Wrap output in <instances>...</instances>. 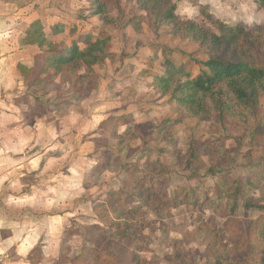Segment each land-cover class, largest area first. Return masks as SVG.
<instances>
[{
	"label": "rangeland",
	"instance_id": "rangeland-1",
	"mask_svg": "<svg viewBox=\"0 0 264 264\" xmlns=\"http://www.w3.org/2000/svg\"><path fill=\"white\" fill-rule=\"evenodd\" d=\"M253 1L237 0L234 5L230 4L229 12L226 7L199 8L198 11L211 21L239 23V19L234 20L235 16L254 10ZM255 3L259 10L254 12L257 20L263 15L264 6L261 0ZM116 4L117 1L109 0L110 14L120 20V25L91 30L92 22L79 18L84 16L85 10L81 0H0V114L10 109L12 116L8 119L14 116L10 132L17 130V137L3 134L2 125L6 122L0 116V141L6 139L12 146L0 144V264H96V256L98 264H129L125 259L131 261L135 255L137 261L130 264L139 261L171 264L177 254L185 264H215L223 259L220 256L224 246L229 254L237 253L234 258L239 264H261L257 255L262 253L260 247L264 240L260 234L264 235V231L258 230L255 224L262 213L256 208L248 214L244 209L234 214L228 210L215 214L212 210L187 205L168 206L160 195L152 199L151 208L137 214H142L140 222L135 220L137 228L148 237V241L143 242L147 251L141 252L131 241L118 244L104 239V231L109 229L108 225L115 224L119 213L136 204L138 199L151 195L156 184L170 196L179 193L182 199L185 197V191H180L182 188L214 189L210 192L212 198L223 194V178L249 179L258 163L264 161L262 147L252 143L248 127L240 126L231 134L232 138L225 141L226 155H219L213 162L211 153H218L219 147L215 145L225 137L221 126L213 125L207 118L187 119L171 126L169 136L175 141L173 149L168 148L169 136L161 143L154 139L145 142L149 136L146 125L178 117V111L166 104V100L157 115L144 116L139 124L141 118L136 121L128 117L132 107L126 110V102L121 101L123 95L116 96L114 88L119 85L121 90L136 77L150 78L163 72L167 60L192 74L199 73L198 66L192 62L207 60L208 54L199 46H196L197 52H192L193 45L168 37L165 32L159 39L154 38L152 27L137 24L146 14L143 10L136 15L132 28L129 23L134 3L123 0L119 6ZM36 19L51 23L47 34L56 25H64L63 32L49 38L56 43L66 42L72 46L74 41L88 45L100 39L110 40L108 45L117 59L95 67L99 74L97 89L82 92L78 90L81 84L58 94L52 85L44 88L42 83L24 84L18 66L37 68L41 57L48 54L46 48L40 50L23 43L26 31ZM238 25L252 29L250 23L231 26ZM142 46L148 47L143 49ZM163 46L175 51L171 55L163 53L162 59L157 57L156 62L152 61L151 54L156 52L157 55ZM263 51L257 55L262 67ZM60 80L59 77L57 83ZM134 86L139 90L136 83ZM64 89H68V85ZM158 99L154 97V101ZM117 111L119 120L127 121L128 132L112 138L107 128L101 126L115 117ZM255 121L263 130L264 100ZM138 124L143 126L138 129ZM19 125L22 130L16 129ZM195 142L199 144L196 146L201 149L205 164L192 175L184 168ZM153 163L159 165L151 167ZM128 164L132 166L131 174L137 170L157 172L161 179L153 181L145 176L142 184L149 185L148 191L136 193L134 197L126 193L116 195L112 201L111 194L126 191L124 166ZM248 196L264 204V189ZM253 229L258 230L256 234H252ZM84 247L92 251L82 258ZM253 247L255 253L251 256Z\"/></svg>",
	"mask_w": 264,
	"mask_h": 264
},
{
	"label": "trees",
	"instance_id": "trees-1",
	"mask_svg": "<svg viewBox=\"0 0 264 264\" xmlns=\"http://www.w3.org/2000/svg\"><path fill=\"white\" fill-rule=\"evenodd\" d=\"M86 1L89 6L84 10V13L87 12L90 17H97L102 26L120 25V20L110 14L109 0ZM114 1H117L116 6H119L123 0ZM127 1L134 3L129 23L131 27L135 24L138 12L143 10L146 14L140 20V24L139 21L137 24H146L152 27V33L156 39L161 37V30L166 28L168 35L193 45L192 47L195 49L192 52H197L196 46H199V49L208 54L207 60H194L193 62L189 56V60L199 68V73L196 75L186 70L185 67H178L167 60L165 70L150 77L155 95L160 99L169 98L178 111V117L168 118L157 125L154 123L146 125V128L149 129V136L145 142L148 143L154 139L161 143L165 137L169 136L171 126L181 124L187 119L207 118L213 125L221 126L225 137V140L217 141L218 145L211 144L219 147L218 153H211L213 162L217 161L219 155H226L225 141L232 138L231 134L237 131L240 126L248 127L252 143L261 146L263 154L264 129L262 130L260 124H256L255 120L264 100V67L260 65L257 58L258 53L264 49V24H253L250 26L252 29L248 30L243 25L231 26L217 19L211 21L202 13L195 20H184L176 15V5L172 0ZM261 5L264 6V0H261ZM63 31L64 25L58 24L50 34H47L46 26L41 20L33 22L25 33L23 43L28 47H37L40 50L46 48L48 54L41 57L37 68L30 69L25 64H21L18 66L19 71L27 86L42 83L45 88L47 85H52L55 89L57 88L56 92L60 94V92L71 91L83 84L78 90L89 93L99 86V74L95 72V67L102 66L104 62L113 61L116 57L108 45L110 40H97L94 43H89L84 49L79 47V41H74L72 46H68L66 42L50 41V36H55ZM159 51L171 55L175 50L172 47L163 46L159 48ZM200 57L199 55L198 58ZM156 59L157 57L154 56L153 61ZM59 77L61 80L60 83H57L56 80ZM66 85H68V89L65 90ZM119 122L121 120L111 117L103 123L101 128H107L109 136L117 138L120 137ZM142 126L143 124H138L137 128L140 129ZM168 138L167 143H170L168 148L173 149L175 141L171 139V136ZM196 145L199 144L197 142L192 144L191 147L195 146V148L190 149L186 160V169L184 168L192 175L205 164L200 155L201 149ZM142 158L143 156L140 155L139 159ZM155 165H159V163H153L151 167ZM131 167L130 164L124 166L127 177L123 185L126 191L111 194L112 201H115L116 195L126 193L128 196L134 197L136 193L148 191L149 185L142 184L145 176L153 178V181L161 179L157 172L150 174L137 170V173L131 174ZM222 181L223 194L218 193L212 198L210 192H214V189L196 186L182 188L180 191H185V197L182 199L179 198V193L170 196L168 191L156 184L151 195L145 199H138L136 204L121 211L115 224L108 225V230L104 229L103 237L106 241L114 240L116 243L131 241L141 252L147 251V245H143V242L148 241V237L142 233L141 229L137 228L135 220L140 222L139 218L142 214L138 216L137 214L145 208H151L152 199L158 198L160 195H163L168 206L172 205L176 208L187 205L203 211L212 210L215 214H219L223 210L234 214L241 209H244V212L248 214L253 208H256L262 213L261 218L256 220L255 224L258 230L264 231V204H259L255 197L248 196L250 193L264 189V161L258 163L256 169L250 173L249 179L245 180L243 177L237 180L223 178ZM244 196H247V199H244ZM109 202L111 204L110 200ZM98 229L103 230L102 227H98ZM251 232L256 234L254 229ZM260 237L264 240L263 234H260ZM83 250L80 255L82 258L87 252L92 251L85 247ZM260 250L262 253L258 252L257 257L262 262L261 264H264V244ZM254 253L255 247L252 248L251 256ZM236 254H229L224 246L223 254L220 256L223 259L215 264H239L237 258H234ZM136 257L137 255L133 256L131 261L129 258L125 260L129 264L130 262L134 263L137 261ZM180 257V254L174 256L171 264H185V261ZM95 259L94 262L98 264L99 258L96 256ZM138 264H142V261H139Z\"/></svg>",
	"mask_w": 264,
	"mask_h": 264
},
{
	"label": "crops",
	"instance_id": "crops-1",
	"mask_svg": "<svg viewBox=\"0 0 264 264\" xmlns=\"http://www.w3.org/2000/svg\"><path fill=\"white\" fill-rule=\"evenodd\" d=\"M172 1L176 5V15H178L180 18H182L184 20H195V19H197L200 16V13L198 11L199 8L226 7V8H228V12H229L230 11V4L234 5V2H236L237 0H172ZM81 2H82V4H84V6H83L84 9H87V7L89 6L88 2L86 0H81ZM221 2H223V5L221 4ZM253 5H255L254 10L248 11V12H242L241 14L235 16L236 18L234 20L239 19L240 20L239 23H228V24L235 25V24H249L250 23L251 25H253V24H262V23H264V11H263V15H261L256 20L255 19L256 17L254 16V12H259V10L257 8L255 0L253 1ZM211 8H209V9L211 10ZM217 17H218V15H217ZM79 18L83 19V20H90L92 22V24L94 25V26H92L90 28L91 30H96L97 27H100V28L103 27L97 17H90V16H88L87 12L84 13V16L80 15ZM36 20H40V19H36ZM42 22L46 26V31H47V29L51 30L50 29L51 23H45V21H42ZM90 29H87V30H90ZM163 33L166 36L170 37V35H168L166 33V28H163L161 30V34L162 35H163ZM86 40H89V37H87ZM151 43L155 44V41H152ZM155 45H160V44H155ZM82 46H84V48H85L87 45H80V48H82ZM144 46H142V48L143 49H147L148 46L147 47H144ZM31 48H33V47H31ZM191 48L195 49V47H191ZM154 56L159 57V58L162 59L164 57V54L161 51H159V53L157 55H156V52L152 53L151 54V60L152 61H153V57ZM146 58L147 59L150 58L149 54H148V57L146 56ZM116 59H117V56L115 57V60ZM156 61H157V59L155 60V62ZM110 62H112V61H110ZM129 71H130V67H129ZM196 74H198V72L195 73L194 75H196ZM100 77H101V71H100ZM132 80L134 82L132 81V82L128 83V85H126V84L124 85V87L128 86L127 88L125 87L124 89L119 90L120 89L119 85L117 86V89L114 88V90H115L114 92L116 93L115 94L116 96L123 95L122 98H121V101H123V102L125 101L126 102L125 103L126 110L129 109L130 107H132V109H131L132 112L128 115L129 118L136 119V121L140 120V118H141V121L139 122V124H140L142 122V118L144 116L147 117V116H155V115H157V111L162 109V106L164 104L162 102H165L166 100H167L166 104L175 107L172 104V102L170 101L169 98H164V99H160L159 98L158 100L154 101V97L156 95H155V93L153 91V86L151 85V78H149V77H146V78H144V77H136V80H134V79H132ZM135 83H136V87H138L139 90H135L134 89L135 88V86H134ZM152 95L154 97H153L152 101H149V99H150V97ZM144 104L148 105L149 107H147ZM126 110L123 109L122 112L127 114ZM118 113H119V111H117L115 113V115H114L115 117H113V118L120 119ZM0 116H2L3 120L6 122V123H4L2 125V127H3L2 133L7 135V136L8 135L9 136L10 135L16 136L15 132L17 130H14L15 132H10V131L13 130L12 122H13V118H14V116H13L11 120L8 119V118H10L12 116L11 113H10V109H8V111H6V112H2L1 111ZM122 118L125 119V117H122ZM127 124H128L127 121L121 120V124H119V129H118V130H120L119 131V135L120 136H122L124 134H127V132H128L127 131L128 130ZM135 124H137V122ZM16 129L22 130V126L19 125V126L16 127ZM0 144H4L6 146L9 145L10 147H12L9 143H7L6 139H4L3 141H0ZM10 149L12 150V148H10Z\"/></svg>",
	"mask_w": 264,
	"mask_h": 264
}]
</instances>
